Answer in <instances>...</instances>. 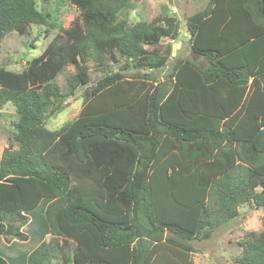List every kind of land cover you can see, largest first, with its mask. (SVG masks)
<instances>
[{
    "label": "trees",
    "instance_id": "16d2710c",
    "mask_svg": "<svg viewBox=\"0 0 264 264\" xmlns=\"http://www.w3.org/2000/svg\"><path fill=\"white\" fill-rule=\"evenodd\" d=\"M127 1L70 0L81 20L21 72L0 67V110L19 115L0 160V264H195L191 240L242 204L264 209V0H209L187 22L199 59L177 58L157 84L108 72L74 120L45 127L91 81V55L140 72L168 63L177 19L131 25ZM50 16L37 0H0V47ZM240 245L233 264H264V230Z\"/></svg>",
    "mask_w": 264,
    "mask_h": 264
},
{
    "label": "rangeland",
    "instance_id": "374dc122",
    "mask_svg": "<svg viewBox=\"0 0 264 264\" xmlns=\"http://www.w3.org/2000/svg\"><path fill=\"white\" fill-rule=\"evenodd\" d=\"M37 2L40 10L50 13L49 23L51 25L33 24L31 33L28 35H21L16 31L6 35L0 47V67L21 72L30 60L45 50L57 33H61L63 28L69 27L75 20H81L79 8L70 0H37ZM131 2L132 5L128 0L126 6L119 12V18L126 19L131 25L139 21L153 20L159 24H165L164 21L168 17L177 19L178 36L175 39H162L163 44H172L169 62L160 69H148L147 72L141 70L140 72L139 69L135 71L134 66L129 64L130 60L125 58L118 57L117 62L108 58L109 66L102 67L99 64L100 58L91 55L85 63L89 68L91 81L79 86L74 95L66 98L59 112L50 114L46 118V128L59 130L74 120L82 108L86 89L94 86L108 72L121 71L129 75L147 73L152 79L165 81L177 58L199 59L191 50L187 22L192 14L203 10L209 0H131ZM74 71V66L68 65L57 75L55 81L64 91L67 90L68 77ZM18 116L16 107L11 102L5 104L0 110V160L9 143L16 145L14 135ZM238 210V215L230 222L211 230L206 229L210 231L208 237L201 236L190 241L195 249L191 255L195 264H233L242 252L240 241L250 232L260 233L264 230L263 208H258L253 202H248L240 205ZM50 237L51 235L48 236V240Z\"/></svg>",
    "mask_w": 264,
    "mask_h": 264
},
{
    "label": "crops",
    "instance_id": "0c3cea01",
    "mask_svg": "<svg viewBox=\"0 0 264 264\" xmlns=\"http://www.w3.org/2000/svg\"><path fill=\"white\" fill-rule=\"evenodd\" d=\"M191 37V36H190ZM165 39H170V38H165ZM163 42V41H162ZM190 46H191V43H190ZM192 50V49H191ZM192 52H193V50H192ZM193 54H194V52H193ZM195 55V54H194ZM171 57V56H170ZM168 62H169V60H168ZM147 72V71H146ZM143 74H145V73H143ZM147 74V73H146ZM170 74V73H169ZM168 74V75H169ZM167 80V79H166ZM158 82H163V81H158L157 79H155V84H157ZM258 188H260V187H258ZM242 248V247H241ZM195 263V262H194Z\"/></svg>",
    "mask_w": 264,
    "mask_h": 264
}]
</instances>
